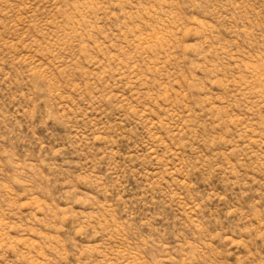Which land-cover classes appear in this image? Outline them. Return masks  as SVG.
Instances as JSON below:
<instances>
[{
	"label": "rangeland",
	"instance_id": "obj_1",
	"mask_svg": "<svg viewBox=\"0 0 264 264\" xmlns=\"http://www.w3.org/2000/svg\"><path fill=\"white\" fill-rule=\"evenodd\" d=\"M0 264H264V0H0Z\"/></svg>",
	"mask_w": 264,
	"mask_h": 264
}]
</instances>
